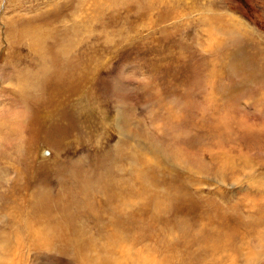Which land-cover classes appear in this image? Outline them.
<instances>
[{
  "label": "rangeland",
  "instance_id": "obj_1",
  "mask_svg": "<svg viewBox=\"0 0 264 264\" xmlns=\"http://www.w3.org/2000/svg\"><path fill=\"white\" fill-rule=\"evenodd\" d=\"M220 17L234 21V41L225 39ZM219 52L254 55L256 64L231 71L230 64H220ZM59 78L69 83L58 97L62 101L41 92L42 83L46 87ZM36 97L38 104L46 103V119L32 128L29 116L21 134L15 133L17 114L30 110ZM61 138L69 145L56 143ZM108 160H114L113 177L125 192L128 188L122 198L125 223L115 202L109 215L103 210V198L93 204L96 217L83 210L78 183L61 167V173L55 171L58 163L77 161L87 175ZM138 166L161 179L153 188L156 195L169 193L172 183L186 184L193 196L192 212L177 214L195 221L188 236L170 232L172 227L162 233L164 224L157 227L143 210L135 213L143 208L146 193H133L140 187L133 170ZM144 178V184L154 181ZM11 181L18 190L10 191ZM37 182L47 186L53 199L59 184L67 183V205L83 207L80 218L71 212L75 219L67 222L72 227L43 216L49 223L40 237L51 236L46 247L28 239L20 213L14 219L3 210L13 203L26 205L27 191ZM178 197L187 200V195ZM205 202L212 217L218 209H235L229 222L211 228L207 241L200 230ZM128 216L133 217L130 222ZM81 228L97 245L107 243L104 234L117 232L116 246L122 251L111 254L97 246L80 251L85 242ZM177 237H186V242H175ZM0 243V264H114L113 257L124 252L134 262L150 264H219L224 254L230 256L224 264H264V0H0ZM175 255L183 260L177 262Z\"/></svg>",
  "mask_w": 264,
  "mask_h": 264
},
{
  "label": "bare ground",
  "instance_id": "obj_2",
  "mask_svg": "<svg viewBox=\"0 0 264 264\" xmlns=\"http://www.w3.org/2000/svg\"><path fill=\"white\" fill-rule=\"evenodd\" d=\"M219 14V13H218ZM224 14V13H223ZM226 14V13H225ZM220 15H222V13H220ZM227 15V14H226ZM229 15V14H228ZM232 17V16H231ZM226 18H222V17H220V20L222 21V23H224L223 25L222 24H220V25H222L223 27H222V29H224L225 31L223 32L225 35H227L226 36V38L225 39H230V41L231 40H233L234 41V39H236L235 38V34H234V32H232L230 29H232V26L233 25H230L231 23H233L231 20H229V22L230 23H227L226 21H224ZM219 23V22H218ZM236 23V22H235ZM234 23V24H235ZM236 26H237V28L238 27H241V25H238L237 23L235 24ZM234 25V26H235ZM234 28V27H233ZM242 28H243V26H242ZM220 29V28H219ZM219 29H218V32H219ZM245 29V28H244ZM221 30V29H220ZM237 33H239V32H237ZM224 36V35H223ZM224 39V40H225ZM226 41V40H225ZM224 44V43H223ZM63 50V49H62ZM220 53V52H219ZM237 52H235V53H233L232 52V54H229V55H222L221 53H220V59H221V61L220 60H218V61H220L221 63L220 64H224L225 62L226 63H228V64H230V67L228 68V69H230V68H232V70L231 71H237L239 68H241V67H245V66H250V65H252L253 63L254 64H256V56H254V55H252L251 57H237L236 54ZM43 59V58H42ZM63 59V58H62ZM258 59V58H257ZM262 59V58H261ZM217 60V59H216ZM214 61V60H213ZM67 62V61H66ZM42 63V62H41ZM215 64H217V63H215ZM218 65H219V63H218ZM61 66V65H60ZM232 66V67H231ZM260 66V65H259ZM61 68H62V66H61ZM60 68V69H61ZM258 68V67H257ZM261 68V67H260ZM260 68H258V69H260ZM258 69H256L257 71H258ZM262 69V68H261ZM47 70V69H46ZM263 70V69H262ZM50 72V71H49ZM57 73H59L58 71H56ZM230 72V71H229ZM215 73V72H214ZM237 73V72H236ZM62 74H63V72H62ZM219 74V73H218ZM34 75V74H33ZM42 75V74H41ZM59 75V74H58ZM231 75H233V74H231ZM43 77H45L44 75H42ZM48 76V75H47ZM235 76V75H234ZM43 77H41V78H43ZM67 77V76H66ZM218 77V76H217ZM40 78V79H41ZM55 78V77H54ZM211 78V77H210ZM64 80H66V78H63ZM63 79H61V78H59V79H53V81L52 82H49L50 84L48 85L47 84V86L45 87V85L46 84H44V86H43V83H42V85H41V92L43 93V91H46L47 93L46 94H48L49 96H50V98L51 99H53V98H55V99H57V100H59L58 99V97L59 96H61L62 94H63V91H64V89H65V86L66 85H69V83H67L66 81H64ZM218 79V78H217ZM41 81H42V79H41ZM49 81V80H48ZM47 81V82H48ZM68 81V80H67ZM209 81H210V79H209ZM213 81V80H212ZM44 82V81H43ZM69 82V81H68ZM211 82V81H210ZM209 82V83H210ZM214 82V81H213ZM38 84H40V83H38ZM212 85V84H211ZM210 86V85H209ZM230 86H232V85H230ZM18 88V87H17ZM23 88V87H22ZM229 88L230 87H227V88H225L224 90H229ZM211 89V88H210ZM63 90V91H62ZM231 90V89H230ZM216 91V90H215ZM212 92V91H211ZM225 92V91H224ZM228 92H230V91H228ZM217 93V92H216ZM223 93V92H222ZM235 93V92H234ZM233 93V94H234ZM225 94H227V91L225 92ZM224 94V97L226 96ZM229 94V93H228ZM231 94H232V92H231ZM44 95V94H43ZM40 96H41V94H40ZM231 96V95H230ZM37 98V99H36ZM36 98H34V99H32V100H34V101H32V104H31V108H30V110L29 109H26V110H24V112L23 113H18L17 114V120L15 121V125L14 124H12V130L15 132V133H19V134H21V131H22V129L24 128V126L26 125V121H27V119H28V117H29V120H28V122L30 123V125L32 126V128H36L37 126H39V123L40 124H42V120L43 119H46L45 118V116L46 115H44V110L46 109V103L45 102H43L42 104H38V102L41 100H39V97H36ZM48 98H47V103H48ZM61 100V99H60ZM59 100V101H60ZM64 100V99H63ZM62 101V100H61ZM28 102V101H27ZM42 102V101H41ZM40 102V103H41ZM60 103V102H59ZM64 103V102H63ZM66 103V102H65ZM68 104V103H67ZM52 105V104H51ZM60 105V104H59ZM63 105V104H62ZM62 105L60 106V108L62 107ZM69 105V104H68ZM9 106H10V104H9ZM23 107H21V109H22ZM59 108V109H60ZM63 109H65L64 107H62ZM71 108V107H70ZM70 108H69V110H70ZM24 109V108H23ZM75 109V108H74ZM58 110V109H57ZM69 110H66V111H68L69 112ZM12 112V111H11ZM14 112V111H13ZM12 112V113H13ZM46 113V112H45ZM48 114V113H47ZM52 114V113H51ZM63 115V114H62ZM62 115H60V116H62ZM79 115V114H78ZM14 116H16V115H14ZM51 116V115H50ZM59 116V115H58ZM57 116V117H58ZM73 116V115H72ZM48 117V116H47ZM56 117V118H57ZM77 117V116H76ZM75 117V118H76ZM220 118H221V120L222 121H224V116L222 117V116H219ZM42 118V119H41ZM72 118V117H71ZM81 118V117H80ZM14 119V118H13ZM16 119V118H15ZM14 119V120H15ZM58 119V118H57ZM5 120V119H4ZM13 120V121H14ZM73 120V119H72ZM103 123V122H102ZM218 124H220V123H218ZM217 124V125H218ZM8 125H10V124H8ZM56 125V124H55ZM231 125V124H230ZM216 126V125H215ZM224 126V125H223ZM227 126V125H226ZM54 127V126H53ZM70 127V126H69ZM10 128V127H9ZM216 128V127H215ZM214 128V129H215ZM58 129V131L60 132V128L58 127V126H56V130ZM75 130V129H74ZM218 130V129H217ZM226 130H227V128H226ZM229 130V129H228ZM37 131V130H36ZM234 131V130H233ZM12 134H13V132L12 131H10ZM33 132V131H32ZM255 132V131H254ZM3 133V132H2ZM4 133H6V132H4ZM37 133V132H36ZM67 133H68V131H67ZM229 133V132H228ZM54 135V134H53ZM8 136V135H7ZM5 140H6V138H4ZM4 140V141H5ZM3 141V142H4ZM56 143H59L60 145H61V147L63 148V146H67V144L69 145V143L68 142H66L64 139H62L61 138V140H57V142ZM2 144V143H1ZM6 144V143H5ZM95 145V144H94ZM58 146V145H57ZM2 147V146H1ZM35 147V146H34ZM97 147V146H96ZM27 148V147H26ZM35 151V150H34ZM35 153V152H34ZM33 153V154H34ZM106 153H107V151H106ZM2 154H3V152H2ZM162 155V154H161ZM107 156H108V154H107ZM111 156V155H110ZM104 157V156H103ZM111 158V157H110ZM105 159V158H104ZM106 159H107V157H106ZM28 160V159H27ZM63 160V159H62ZM112 160V159H111ZM115 160V159H114ZM114 160L113 161H109L108 160V163L109 164H106V163H103V164H106L104 167H98V169H92L91 171H90V174H83L82 172H81V168H80V166H79V164H78V162L77 161H74L73 163H70L71 165H68V164H62V163H58L57 164V168L55 169V171L57 172V170L59 171V173H61L60 172V169H59V167H61V169H63V170H65L66 172H68V174H70L71 175V179L74 181V183L75 182H77L78 183V193L80 194V196L83 198V202L85 203V204H83V206H85V208H83V210H85V211H88L92 216H94V217H96V211L94 210V202H96V200H99L100 198H103L104 199V201L106 202L105 204L106 205H110V204H112V205H114L113 203L115 202V204L117 205V209H118V212H116L119 216H121V218L123 219V221H124V223H125V221L127 220V217H125V215H124V211H125V208H124V203H123V201H122V198H123V195L124 194H128V188H127V191L125 192V189L123 188V186H121V185H123V183L121 184V182L119 181V180H116L114 177H113V162H114ZM105 161V160H104ZM118 161H119V159H118ZM96 164H98V163H96ZM103 164H102V166H103ZM33 165V164H32ZM100 165V164H99ZM98 165V166H99ZM44 166V165H43ZM29 167H30V165H29ZM95 167V166H94ZM97 167V166H96ZM139 167V166H138ZM33 168V167H32ZM32 168L30 169V170H32ZM141 168L139 167V168H133V170H134V172L137 174V176H138V178H139V180H138V183L140 184V187H137L136 189H134L133 190V193H134V191H136V194H141V193H143V192H146V193H144V194H142V198H143V201H144V203H142V205H143V208H138L139 210H137L135 213H137L138 215H139V212L140 211H142L143 210V213L144 214H147V218H149L151 221H156L157 222V227L162 223V224H164V227L161 229V232L163 233L165 230H167L168 228H171L172 227V229L170 230V232L171 231H175V232H180V233H182L183 234V236L184 235H187L188 234V232L191 230V227L193 228V226H194V224H196L195 223V221L194 222H191V221H187L186 219H184V218H181L180 216H178V214H177V210L178 211H181V212H188V214H190L192 211H191V208H193V206H192V204H194L193 203V196L191 195V193L189 192V190H187V188H186V184H184L183 182L182 183H180V184H178V183H172V186H174V187H172L171 188V190H170V192L169 193H166V194H164V195H160V194H155V190L153 189V188H155V184L157 183V181H159V182H161V179H159V180H154V178H155V174L153 173V172H145L144 171V169H143V171L142 170H140ZM146 169V168H145ZM27 170V169H26ZM29 170V169H28ZM47 170V169H46ZM147 170H148V168H147ZM151 170V169H150ZM38 171V170H37ZM4 172V171H3ZM95 173V174H94ZM122 173V172H121ZM124 173V172H123ZM36 174V173H35ZM115 174V173H114ZM15 175H16V173H15ZM38 175H39V177L42 175V173L41 172H39L38 173ZM149 176V178L150 179H153L154 181H152V183H150V184H147V182H146V184H144V177L145 176ZM4 176V175H3ZM7 176V175H6ZM20 176V175H19ZM22 176V175H21ZM46 176V175H45ZM114 176H116V175H114ZM13 177V176H12ZM14 177H16V176H14ZM13 177V178H14ZM38 177V178H39ZM160 177V176H159ZM12 178V179H13ZM18 178H20V177H18ZM5 179V178H4ZM17 179V178H16ZM15 179V180H16ZM120 179V178H119ZM8 181L10 180L9 178L7 179ZM19 180V179H18ZM21 180H24V179H21ZM30 180H32V179H30ZM33 180H34V178H33ZM149 180V179H148ZM12 181H14V180H12ZM11 181V182H12ZM117 181H119V182H117ZM134 181V180H133ZM19 181H17V183H18ZM23 182V181H22ZM22 182H21V184H22ZM93 182V183H92ZM149 182H151V180L149 181ZM13 183V182H12ZM30 183V182H29ZM38 183V185L35 183H32V188H33V190L29 193V191H27L28 193L26 194V196H27V198H28V203H26V205H21V204H18V205H10L9 207H5L3 210H5L6 212L5 213H8V216H10V217H13L14 219L16 218V216H18V214L20 213V216H21V218H22V224H21V227H22V229L28 234V239L30 240V241H32L33 240V243L34 244H38L39 246H47L48 244H49V242L47 241V240H49V241H51L50 239V237H48L47 235H44V237L43 238H41L40 237V231L43 229V227L45 226V224L46 223H49V222H46L45 223V221L43 220V216H45L48 220L47 221H50V220H53L52 222H54V223H57L58 221L60 222V224H61V222L63 221H65V223L68 221H70V219H72V221H73V219H75L74 218V216L76 217V218H80L81 217V211H82V208L80 209V210H75V209H71L68 205H67V203L66 202H68V200H66V195H65V192H67L68 193V190H69V188H67V187H65V186H67V183H61V184H59L60 186H61V190L59 191V195H58V197L57 198H55V199H53L54 197H51V195L49 194V190H48V188H47V186L46 185H44V184H42V183H40V182H37ZM16 184V183H15ZM14 183L12 184V187H11V189H10V191L11 190H18V188L16 187L17 185H15ZM26 184V183H25ZM30 185V184H29ZM28 185V186H29ZM146 185H147V187H146ZM158 185V184H157ZM8 186V185H7ZM4 187V186H3ZM31 187V186H30ZM22 189H23V186L21 187ZM27 188V187H26ZM132 188V187H131ZM20 189V188H19ZM130 189V188H129ZM156 189V188H155ZM1 190H3V189H1ZM24 190H25V188H24ZM24 190H22L23 191V193H24ZM29 190V189H28ZM17 192V191H16ZM76 192V191H75ZM131 192V191H130ZM22 193V192H21ZM132 192L130 193V194H133ZM25 194V193H24ZM24 194H23V196H24ZM134 195V194H133ZM138 195V196H139ZM181 195H187V200H185L184 198H182V197H178V196H181ZM9 196V195H8ZM16 196V195H15ZM22 196V197H23ZM130 196V195H129ZM126 197V196H125ZM8 197L6 196V198H4L5 200L7 199ZM26 198V197H25ZM153 199H155V200H157V204H158V206L160 207V209H161V211L160 212H158V206L157 205H155L154 204V201H153ZM53 200H55V201H53ZM7 201V200H6ZM5 201V202H6ZM9 201L11 202V200L9 199ZM9 202V203H10ZM149 202V203H148ZM129 203V202H128ZM208 202H205V224L204 225H202V227H201V232H202V237L201 238H203L204 240H206L205 239V235L208 233V232H210V230H211V228L212 227H217V226H219V225H221V226H223L226 222H229V220H227L228 218H230V214L231 213H234V208H231L229 211V213H225V211H223V210H221V209H218V214L216 215L215 213H216V211L214 210V214H215V216H211V214H213L212 213V211L211 212H209L208 211V209H207V207L210 205V204H207ZM11 204V203H10ZM239 204V203H238ZM103 206V210L109 215V213H108V209H111V210H115V207L114 206ZM127 205V204H126ZM235 205V204H234ZM245 206H246V204H244ZM6 206H7V203H6ZM200 205L199 204H197V207H199ZM53 207H58V212H54V210H53ZM199 208H201V207H199ZM213 208V207H212ZM226 209H228V208H226ZM211 210H213V209H211ZM228 211V210H227ZM226 211V212H227ZM71 212H73L74 213V216H73V214L71 213ZM164 212H166V213H164ZM93 213V214H92ZM180 213V212H179ZM115 213H114V211H112L111 212V214H110V216H112V215H114ZM183 214V213H182ZM186 214V213H185ZM169 215V216H168ZM201 215V214H200ZM229 215V216H228ZM130 216V215H129ZM128 216V217H129ZM202 216H203V214H202ZM100 217V216H99ZM98 217V218H99ZM109 217V216H108ZM107 216H106V218H108ZM240 217V216H239ZM110 218V217H109ZM133 217H129V222H130V220L132 219ZM194 218V217H193ZM198 218H201V217H198ZM45 219V218H44ZM83 219H81V221H82ZM100 220H101V218H100ZM196 220V219H195ZM9 221V220H8ZM15 221V220H14ZM33 221H36V222H41L39 225H36V226H34L33 225ZM107 221V220H106ZM199 221V220H198ZM197 221V222H198ZM237 221H239V220H237ZM12 222V221H11ZM17 222V221H16ZM36 222H34V223H36ZM62 222V223H63ZM68 222H67V224H68ZM101 222V221H100ZM109 222V227L111 226V222L110 221H108ZM51 223V222H50ZM65 223H63V224H65ZM107 223V222H106ZM233 223H235V222H233ZM239 223V222H238ZM12 224V223H11ZM17 224V223H16ZM53 226H54V224L53 223H51ZM58 224V223H57ZM62 224V225H63ZM71 224V223H70ZM70 224H68L69 225V227L71 226ZM73 224H75V223H72V225ZM50 225V224H49ZM66 225V224H65ZM80 225V224H79ZM103 225V224H102ZM126 226L128 225V223L127 224H125ZM46 226H48L47 224H46ZM45 226V227H46ZM53 226H51L52 228H53ZM61 225H59V226H56V227H60ZM81 226V225H80ZM80 226H78L79 228H80ZM99 226H101V225H99ZM50 227V226H49ZM50 227V228H51ZM55 227V226H54ZM65 227V226H64ZM72 227V226H71ZM73 227H74V225H73ZM106 227V226H105ZM20 228V227H19ZM51 228V229H52ZM61 228V227H60ZM66 228V227H65ZM84 228V227H83ZM81 228L83 231H84V229H86V228ZM103 228V227H102ZM45 229V228H44ZM47 230H49V228H46ZM64 229V228H63ZM68 228H66V230H67ZM71 228H69L68 230H70ZM76 229V227H74V230ZM80 229V230H81ZM108 229V228H107ZM127 229V228H126ZM129 229V228H128ZM55 230H58L57 228L55 229ZM74 230L73 231H69V232H74ZM79 230V229H78ZM78 230H76V232L78 231ZM81 230V231H82ZM109 230V229H108ZM121 230V229H120ZM164 230V231H163ZM221 230V229H220ZM20 231H21V229H20ZM61 231H62V228H61ZM81 231L79 232V233H81ZM82 231V232H83ZM218 231V230H217ZM17 232V231H16ZM48 233L49 232H51V231H47ZM53 232V231H52ZM51 232V233H52ZM64 232V231H63ZM103 232V231H102ZM110 232V231H109ZM128 232H129V230L126 232V234H128ZM201 232H199V235L201 234ZM24 233V232H23ZM61 233V232H60ZM65 233V232H64ZM68 233V232H67ZM84 233H85V231H84ZM130 233V232H129ZM218 233V232H217ZM53 234V233H52ZM56 234V233H55ZM74 233H72V235H73ZM83 234V233H82ZM87 232L85 233V242H84V245H83V247L82 248H78L80 251H82V250H84V249H88L89 247H93V248H96L95 246H97L98 248L99 247H101V249H103V251H106V250H108V251H110L111 252V254H112V252H114V251H116V253H120L121 251H122V249H121V247L118 245V247L116 246V242H115V238H116V234H117V232L115 233V234H112V235H110V234H108V233H106V234H104V238H106V240H107V243L106 244H103V242H101L100 241V243H102L101 245H97V244H95V239L91 236V237H88L87 235ZM196 234V233H195ZM209 234L210 233H208V237H209ZM225 234H228V233H225ZM64 235L65 234H63V237H64ZM70 235V234H69ZM129 235V234H128ZM191 235V234H190ZM218 236H219V234H217ZM58 236V235H57ZM88 237V239H87V237ZM130 236V235H129ZM151 236V235H150ZM188 236V235H187ZM222 236V235H221ZM53 237V236H52ZM60 237V236H59ZM77 237V236H76ZM100 237H102V236H100ZM172 237V236H171ZM207 237V238H208ZM211 237V236H210ZM225 237V236H224ZM228 237V236H227ZM62 238V237H61ZM73 238V237H72ZM75 238V237H74ZM77 238H79L78 240H80V238L82 239V237H77ZM77 238L76 239H74L73 241H76L77 240ZM84 238V237H83ZM188 238V237H187ZM28 239H27V241H28ZM57 239V238H56ZM65 239V238H64ZM69 239V238H68ZM138 239V238H137ZM151 239V238H150ZM152 239H154V238H152ZM44 240V241H43ZM62 240V239H61ZM66 240H67V238H66ZM208 240V239H207ZM206 240V241H207ZM215 241H217L218 243H219V245H220V247H221V240L222 239H219L218 237L216 238V239H214ZM224 240V239H223ZM63 241V240H62ZM72 241V240H71ZM95 241V242H94ZM105 241V240H104ZM175 242H177L178 241V243H184V242H186V237H184V238H176L175 240H174ZM67 242V241H66ZM68 242H70V241H68ZM106 242V241H105ZM173 241L171 240V243H172ZM227 242V240L225 239V243ZM5 243V242H4ZM24 243V242H23ZM64 243V242H63ZM71 243V242H70ZM97 243V242H96ZM171 243H170V245H171ZM202 243H204V245H206V243L205 242H202ZM224 243V244H225ZM1 244V243H0ZM58 244V243H57ZM82 244H83V241H82ZM72 245V244H71ZM74 245V244H73ZM76 245H77V243H76ZM89 245V246H88ZM27 246V245H26ZM65 246H67V245H65ZM70 246V245H69ZM79 246H81V245H79ZM102 246H104L103 248H102ZM174 246V247H173ZM209 246V245H208ZM229 246V245H228ZM231 246V245H230ZM53 247V246H52ZM60 247V246H59ZM171 247H172V249H173V251L174 250H176V246H175V244H172L171 245ZM207 247V246H206ZM3 248V247H2ZM4 248H5V246H4ZM28 248V247H27ZM61 248V247H60ZM63 248V247H62ZM64 248H66V247H64ZM68 248V247H67ZM66 248V249H67ZM71 248H72V246H71ZM98 248H97V251H99L98 250ZM203 248H205V246H203ZM208 248V247H207ZM206 248V249H207ZM228 248V247H227ZM7 249V248H6ZM56 249V248H55ZM75 250V249H74ZM89 250V249H88ZM213 249L211 248V251H212ZM220 250H221V248H220ZM2 251H3V249H2ZM56 251H57V249H56ZM90 251V250H89ZM118 251V252H117ZM5 252V251H4ZM51 252V251H50ZM62 252H63V250H62ZM66 252V251H65ZM86 251H84V253H85ZM93 252V251H92ZM165 252V251H164ZM55 253V252H54ZM57 253V252H56ZM95 253H96V251L94 252V254L93 255H95ZM98 254L100 253V252H97ZM73 254V253H72ZM79 254V253H78ZM91 254V253H90ZM103 254H105V253H103ZM174 254H178V251H175L174 252ZM74 255V254H73ZM73 255H72V258H73ZM86 255H87V253H86ZM102 255V254H101ZM106 255V254H105ZM138 255L139 256H141V253L140 252H138ZM33 256V255H32ZM99 256V255H98ZM98 256H97V258H98ZM103 256V255H102ZM107 256V255H106ZM110 256V255H109ZM133 256V255H132ZM218 256V255H217ZM77 257H78V255H77ZM80 257V256H79ZM174 257V259L177 261V262H179V261H182L183 259H182V255H175V256H173ZM220 257H222V258H220ZM220 257H218V258H220L219 259V264H221V262H223L222 264H224L225 262H224V260H226V257H230V256H228L227 254H224V255H220ZM1 258V257H0ZM100 258V257H99ZM138 258V257H137ZM4 259V258H3ZM75 259H77V258H75ZM81 259V258H80ZM88 259H90V258H88ZM93 258H91V260H92ZM107 259H109V258H107ZM106 259V260H107ZM197 259V258H196ZM215 259H216V257H215ZM190 260V259H189ZM193 260V259H192ZM195 260V259H194ZM248 260V259H247ZM134 261H135V259H134ZM132 259H131V253H128V254H126V252H124L123 254H119V256L117 255V256H115V257H113V262H114V264H128V262H130L131 264H134V263H138V264H150V262H149V260H146V261H140V260H137V262H134ZM175 261V262H176ZM246 261V260H245ZM96 262V261H95ZM99 262H100V260H99ZM99 262H98V260H97V263H94V262H92V263H90V264H99ZM102 262V261H101ZM100 262V263H101ZM232 262V261H231ZM248 262V261H247ZM5 263V262H4ZM3 263V264H4ZM72 263H74V262H72ZM109 263V262H108ZM249 263V262H248ZM76 264V263H75ZM185 264V263H184ZM217 264H218V262H217Z\"/></svg>",
  "mask_w": 264,
  "mask_h": 264
}]
</instances>
